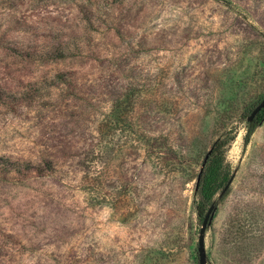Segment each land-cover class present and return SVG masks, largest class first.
Wrapping results in <instances>:
<instances>
[{
	"label": "rangeland",
	"instance_id": "1",
	"mask_svg": "<svg viewBox=\"0 0 264 264\" xmlns=\"http://www.w3.org/2000/svg\"><path fill=\"white\" fill-rule=\"evenodd\" d=\"M262 98L264 0H0V264H264Z\"/></svg>",
	"mask_w": 264,
	"mask_h": 264
},
{
	"label": "trees",
	"instance_id": "2",
	"mask_svg": "<svg viewBox=\"0 0 264 264\" xmlns=\"http://www.w3.org/2000/svg\"><path fill=\"white\" fill-rule=\"evenodd\" d=\"M262 99L257 100L253 104V107L249 108L246 113L251 112L252 109ZM263 119H264V108L256 115V117L252 121H248L247 123L248 131L245 137L246 144L250 141L251 135L254 133V131L260 125ZM228 143H229L228 138H225V137L217 140L215 144L213 145L208 158L206 159L204 167L202 168L199 181H198V191H199V197H200V210H199L200 215L204 214L206 210L205 206L207 205V203L211 200L213 196L214 185L222 173V168H223L224 160H225L226 145ZM228 190L224 193L222 198L227 195Z\"/></svg>",
	"mask_w": 264,
	"mask_h": 264
},
{
	"label": "water",
	"instance_id": "3",
	"mask_svg": "<svg viewBox=\"0 0 264 264\" xmlns=\"http://www.w3.org/2000/svg\"><path fill=\"white\" fill-rule=\"evenodd\" d=\"M264 108V98L252 109L251 113L248 116V121H252L256 115ZM234 179V175L229 179L222 192L220 193V197L224 195V193L229 189ZM216 210V205L213 203L208 209L202 227L200 229L199 240H198V256H199V264H206L207 262V251H206V231L208 225L212 222L214 217V212Z\"/></svg>",
	"mask_w": 264,
	"mask_h": 264
}]
</instances>
